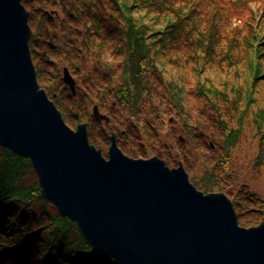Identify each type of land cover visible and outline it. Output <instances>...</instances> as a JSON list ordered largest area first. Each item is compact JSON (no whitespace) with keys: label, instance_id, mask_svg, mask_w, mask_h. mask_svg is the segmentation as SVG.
Returning a JSON list of instances; mask_svg holds the SVG:
<instances>
[{"label":"trees","instance_id":"1","mask_svg":"<svg viewBox=\"0 0 264 264\" xmlns=\"http://www.w3.org/2000/svg\"><path fill=\"white\" fill-rule=\"evenodd\" d=\"M22 3L29 12L33 61L44 65L35 68L38 84L70 127L87 122L89 142L104 150L109 134H103L101 123H107L95 119L89 108L99 103L105 110L111 101L110 121L122 126L113 128L132 139L121 146L127 155L158 156L176 166L163 140L169 136L198 190L225 194L239 226L261 223L264 197L257 189L264 190V5L252 7L247 0ZM45 5L57 7L59 15ZM105 51L117 60L115 65L104 61ZM61 65L82 84L76 96L62 81ZM170 66L181 73L189 69L195 78L192 91L201 107L194 123L185 110L189 90L184 74L181 82ZM234 113L237 127L228 125ZM249 114L246 127L260 149L254 159L240 163L233 148ZM171 117L180 123V132L167 126ZM33 175L27 159L0 147V264H114L93 256L75 224L43 200Z\"/></svg>","mask_w":264,"mask_h":264},{"label":"water","instance_id":"2","mask_svg":"<svg viewBox=\"0 0 264 264\" xmlns=\"http://www.w3.org/2000/svg\"><path fill=\"white\" fill-rule=\"evenodd\" d=\"M28 17L21 0H0V146L29 160L42 198L75 224L93 256L114 264H264V219L241 227L231 200L198 190L180 162L169 168L157 156L128 157L115 134L106 159L89 144L86 123L65 124L37 83ZM62 78L75 96L67 68ZM92 114L109 120L97 105Z\"/></svg>","mask_w":264,"mask_h":264},{"label":"rangeland","instance_id":"3","mask_svg":"<svg viewBox=\"0 0 264 264\" xmlns=\"http://www.w3.org/2000/svg\"><path fill=\"white\" fill-rule=\"evenodd\" d=\"M247 2H248V4L250 5V6H255V5H259V4H262V5H264V0H247ZM44 8H46V9H48V10H50L49 12L51 13V14H53V15H57V13L58 12H56V10H57V7H54V6H49V5H45L44 6ZM58 15H59V13H58ZM40 49H41V51H44L45 49H44V47H43V45H40ZM104 61L105 62H107L110 66H112V65H115L116 63H117V60H115L111 55H110V53H108V51H105V54H104ZM41 62V61H40ZM38 63V61H36V60H34V66L36 67V69H38L40 66L41 67H44V65H43V63ZM62 67H64L63 65H61L60 66V68L62 69ZM167 69L169 70V67H167ZM52 71V70H51ZM53 71H55V70H53ZM170 73H171V71H172V73L175 75V77H177L178 78V80H180L181 82H182V80L180 79V76H181V74L183 73L184 74V77H183V80L185 81V83H184V87L187 89V90H189V92H188V94H187V96H186V98L184 99V104H185V106H186V108H185V110L188 112V116H187V118L189 119V121L190 122H193L194 123V120H197L198 119V117H199V114H200V111H199V107H201L200 106V103L197 101V98L195 97V94H194V92L192 91L193 90V88H194V77L193 76H191L190 74H189V69H184V71L182 70V73H181V70H177L176 68H174L173 66H170ZM60 74V72H58V75ZM73 78L75 79V81H76V85H77V91L78 90H81L82 89V84H81V82H79L74 76H73ZM211 79L213 80V77L211 76ZM215 83V82H214ZM39 85H40V87H41V84L39 83ZM94 105H97L98 107H99V103H92V105L90 106V108H89V113L91 114V112H92V107L94 106ZM112 105H111V101H108L107 103H106V109L105 110H103V109H101V108H99V110H100V112L101 113H104V114H106V115H108V116H110L108 113H107V110L108 109H113V108H115V105L113 106V107H111ZM58 109V108H57ZM257 109V107H254L253 109H252V111L254 112L255 110ZM59 110V109H58ZM104 111H106V112H104ZM61 114V113H60ZM62 116V115H61ZM62 119H63V117H62ZM237 119H238V115L236 114V113H234V115H233V118L232 119H228V125L229 126H232V127H237V126H239V124H238V121H237ZM64 120V119H63ZM246 121H248L249 123H250V121H251V115L249 114V115H247V116H245L244 117V121H242L241 122V127L243 128V130H242V132H241V134H240V137H239V141H238V143L236 144V146L233 148V155L237 158V160H238V162H240V163H242V162H246V161H249V160H251V159H254L255 157H256V155H257V153H258V151H259V146H258V139H256L255 137H254V133H253V131L250 129V128H247L246 127ZM64 122H65V120H64ZM101 122H103V121H101ZM169 124L167 125V126H169V128L170 129H172V128H176V130H177V132H180L181 131V125H180V123H177L176 122V119L174 118V117H171L170 119H169ZM82 123H87V122H82ZM107 124H105V123H101V128L103 129L102 131H104V133L103 134H105V133H110L111 131L112 132H115L116 131V129L115 128H113V126H116L117 127V125H118V128H122V126L120 125V124H118L117 123V121L116 122H114V125L112 124V122L110 121V117H109V122H106ZM65 124L68 126V127H70L66 122H65ZM81 124V123H80ZM248 125V124H247ZM87 127H88V124H87ZM71 129H73V130H75L76 129V127H74V128H72V127H70ZM113 130H115V131H113ZM171 131H173V129L171 130ZM122 133H120L121 135H124V132L123 131H121ZM116 134H117V131L115 132ZM117 136H118V138H121V139H123L124 140V145L125 144H127V143H132V139L130 138H122L121 136H119L118 134H117ZM177 136L178 137H180V139H181V141H182V144L183 145H186V142H185V139H184V137H183V134H177ZM163 140L165 141V143H166V145H167V147L169 146L170 148H171V150H172V152H173V155L175 156V158L177 159V162L179 163H181L182 165H183V163H182V161L180 160V158L178 157V155L176 154L177 152H176V148H174V145H173V143H172V140L170 139V137L169 136H165V137H163ZM93 145V144H92ZM94 147H95V145H94ZM96 149H98L97 147H95ZM100 150V149H99ZM107 150V147L105 146V149L104 150H101V151H104V153H105V151ZM123 151V150H122ZM124 152V151H123ZM124 154L125 155H127L125 152H124ZM128 157H131V156H129V155H127ZM158 157V156H157ZM131 158H135V157H131ZM139 158H143V157H139ZM160 158V157H159ZM161 159V158H160ZM166 163V162H165ZM167 165V164H166ZM169 168H173V167H177V165L176 166H169V165H167ZM183 168H184V166H183ZM184 170H185V168H184ZM185 172L188 174V172L185 170ZM33 174H34V172H33ZM31 176V175H30ZM33 176H35V174L33 175ZM188 176H189V174H188ZM36 178V177H35ZM257 191H259V194L260 195H262L263 197H264V190L263 189H261L260 187H258V189H257ZM44 200V199H43Z\"/></svg>","mask_w":264,"mask_h":264},{"label":"flooded vegetation","instance_id":"4","mask_svg":"<svg viewBox=\"0 0 264 264\" xmlns=\"http://www.w3.org/2000/svg\"><path fill=\"white\" fill-rule=\"evenodd\" d=\"M40 38H41L40 41H43V40L45 39V36L41 35ZM42 52H43V51H42ZM35 60L38 61L37 58H35ZM62 68H63V67H62ZM70 73H71V72H70ZM71 75H72V74H71ZM43 76H44V75H43ZM61 77H62V69H61ZM72 77H73V75H72ZM76 86H77V85H76ZM66 88L68 89V86H67V85H66ZM68 92H69V90H68ZM112 133L115 134L116 144H117L118 148L122 151V150H123L122 147H123V145H124V140L121 139V138H118L117 134H116L115 132H112V131L109 133V135H108V139L110 138V135H111ZM121 133H122V132H121ZM109 145H110V140H109L108 145H107V150L105 151V152H106V155L104 154V151H101L103 157L106 158V159H107V151H108V147H109ZM121 146H122V147H121ZM122 152H123V151H122ZM123 153H124V152H123Z\"/></svg>","mask_w":264,"mask_h":264}]
</instances>
